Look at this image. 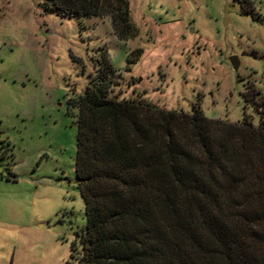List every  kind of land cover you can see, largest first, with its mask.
Returning <instances> with one entry per match:
<instances>
[{
	"label": "rangeland",
	"instance_id": "374dc122",
	"mask_svg": "<svg viewBox=\"0 0 264 264\" xmlns=\"http://www.w3.org/2000/svg\"><path fill=\"white\" fill-rule=\"evenodd\" d=\"M137 36L120 42L108 18L84 28L45 13L44 0H0V256L13 264H77L85 226L74 178L70 100L107 50L110 97L256 127L242 95L264 100V0H127ZM141 49L135 65L129 54ZM238 58L235 71L230 58ZM76 249V250H75ZM9 262V261H8Z\"/></svg>",
	"mask_w": 264,
	"mask_h": 264
},
{
	"label": "trees",
	"instance_id": "16d2710c",
	"mask_svg": "<svg viewBox=\"0 0 264 264\" xmlns=\"http://www.w3.org/2000/svg\"><path fill=\"white\" fill-rule=\"evenodd\" d=\"M45 13L108 18L120 42L135 38L127 0H44ZM141 49L132 51L135 65ZM70 100L76 113L74 178L85 226L77 264H264V112L254 127L209 120L199 108L167 111L110 97L107 50ZM246 92L261 111L264 100ZM76 250V249H75Z\"/></svg>",
	"mask_w": 264,
	"mask_h": 264
},
{
	"label": "crops",
	"instance_id": "0c3cea01",
	"mask_svg": "<svg viewBox=\"0 0 264 264\" xmlns=\"http://www.w3.org/2000/svg\"><path fill=\"white\" fill-rule=\"evenodd\" d=\"M14 249L10 252V259L8 258V253L4 256H0V264H13V257H14ZM9 261V262H8Z\"/></svg>",
	"mask_w": 264,
	"mask_h": 264
},
{
	"label": "water",
	"instance_id": "95a60500",
	"mask_svg": "<svg viewBox=\"0 0 264 264\" xmlns=\"http://www.w3.org/2000/svg\"><path fill=\"white\" fill-rule=\"evenodd\" d=\"M230 64L232 65L233 69L236 71L238 68V58L237 57H233L230 58Z\"/></svg>",
	"mask_w": 264,
	"mask_h": 264
}]
</instances>
